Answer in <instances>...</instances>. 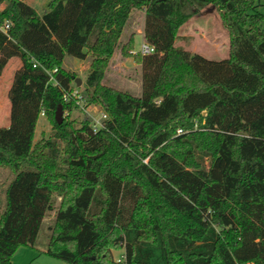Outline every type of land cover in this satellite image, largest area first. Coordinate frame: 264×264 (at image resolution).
<instances>
[{"label": "trees", "instance_id": "1", "mask_svg": "<svg viewBox=\"0 0 264 264\" xmlns=\"http://www.w3.org/2000/svg\"><path fill=\"white\" fill-rule=\"evenodd\" d=\"M209 6L230 37L223 60L176 47L180 28ZM258 7L259 0H49L40 15L23 0H0V77L11 59L22 62L9 91L10 126L0 128V167L13 174L0 196V264L35 247L55 193L63 200L46 254L67 264H118L122 249L125 264H264ZM135 10L144 11V39L155 49L133 53L132 35L121 50L141 66L140 97L102 83ZM68 56L91 58L83 101L109 116L98 133L88 117L80 127L56 122L59 106L79 109L64 99L78 80L64 66ZM45 69H57L53 81ZM42 113L55 134L35 142Z\"/></svg>", "mask_w": 264, "mask_h": 264}, {"label": "rangeland", "instance_id": "2", "mask_svg": "<svg viewBox=\"0 0 264 264\" xmlns=\"http://www.w3.org/2000/svg\"><path fill=\"white\" fill-rule=\"evenodd\" d=\"M39 1L40 3L36 7L38 13L42 15L47 9L49 0ZM257 10L264 15V0H259ZM144 24V11H133L102 82L104 85L134 97H140L142 93V69L134 57L124 56L121 50L130 37L135 35L133 53L137 54L140 52L145 43V39L141 35L144 32ZM179 35L180 37L176 41V47L178 48L189 51L192 54L202 55L210 60H223L229 57L230 37L221 20L220 14L214 6L207 7L187 21L180 28ZM74 59L68 56L65 59L64 66L67 70L74 72L78 79L82 80L81 86L73 84V89L79 91L83 96L91 58L86 59L82 63H76ZM21 66V60L19 58H13L0 77V128H8L10 126L11 103L9 91L13 83L14 75ZM102 113L106 112L99 106L88 104L86 107L79 106V109L72 113L63 112V118L64 121H76V125L80 127L81 122L86 117H89L88 115L99 119ZM179 131L178 133L182 134V131ZM54 134L55 131L51 123L46 117L42 116L39 121L35 142H39L42 138L46 140L52 139ZM202 161L207 167L210 165L208 159L202 158ZM12 178L13 174L10 169L0 167V196L2 198L4 197L3 189L9 184ZM62 200V195L58 193L54 194V208L47 214L43 222L37 244L33 248H19L12 259V264H67L46 254L48 237L50 235L49 227L54 225L56 211L60 207ZM123 252V249L115 251L114 257L116 259L119 258Z\"/></svg>", "mask_w": 264, "mask_h": 264}, {"label": "built area", "instance_id": "3", "mask_svg": "<svg viewBox=\"0 0 264 264\" xmlns=\"http://www.w3.org/2000/svg\"><path fill=\"white\" fill-rule=\"evenodd\" d=\"M9 29V26L6 25L5 27H3V30L6 32L7 30ZM155 52V49L153 47H151L150 45H148L146 42L143 44L142 46V49L140 50V53L143 54V55H148V54H152ZM39 64L37 62H34L33 63V67H37ZM45 71L51 76V80L53 81L54 78H53V74L55 72H57V69H55L54 71H48L45 69ZM64 99L65 101L67 102L68 100L70 99H75L76 100V103L78 106H83V107H86L87 105L84 104V99H83V96L81 95V93L77 90H72L71 93H68V94H65L64 96ZM44 113L41 114V116L44 117ZM91 120V127L93 129V132L94 133H98L99 131L103 130L106 128V121L109 120V116L108 114L106 113H102L101 117L99 119L91 116V115H88ZM181 132V130L179 131ZM125 261H126V255L123 253L119 258H117V263L118 264H125Z\"/></svg>", "mask_w": 264, "mask_h": 264}, {"label": "water", "instance_id": "4", "mask_svg": "<svg viewBox=\"0 0 264 264\" xmlns=\"http://www.w3.org/2000/svg\"><path fill=\"white\" fill-rule=\"evenodd\" d=\"M81 84H82V80L81 79H78L77 80V85L78 86H81ZM55 118H56V122L58 123V125H62L64 123L63 108H62V106H59L58 107V109L56 111Z\"/></svg>", "mask_w": 264, "mask_h": 264}, {"label": "crops", "instance_id": "5", "mask_svg": "<svg viewBox=\"0 0 264 264\" xmlns=\"http://www.w3.org/2000/svg\"><path fill=\"white\" fill-rule=\"evenodd\" d=\"M23 1H25L28 5H30V6H32L33 8H35L36 10H37V7H36V5H38L39 3H40V1L39 0H23ZM2 7H4V6H2ZM48 7V6H47ZM142 36H143V38H144V35H143V33L141 34ZM12 60V59H11ZM10 60V61H11ZM9 61V62H10ZM74 61L76 62V63H79V62H84L85 60H83V61H81V60H78V59H74ZM90 66V65H89ZM4 73V72H3Z\"/></svg>", "mask_w": 264, "mask_h": 264}]
</instances>
